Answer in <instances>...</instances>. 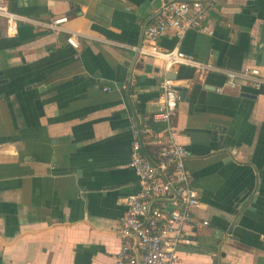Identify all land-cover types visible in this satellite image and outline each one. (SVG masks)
Listing matches in <instances>:
<instances>
[{
	"label": "crops",
	"instance_id": "crops-1",
	"mask_svg": "<svg viewBox=\"0 0 264 264\" xmlns=\"http://www.w3.org/2000/svg\"><path fill=\"white\" fill-rule=\"evenodd\" d=\"M3 1L26 19L11 33L0 17V264H118L126 197L140 190L132 129L166 126L154 116L164 63L129 46L162 0ZM207 25L159 40L214 67L168 73L185 89L172 124L195 216L210 221L177 264H264V85L217 91L223 70L256 66L264 79V0H220ZM143 153L155 160L157 147Z\"/></svg>",
	"mask_w": 264,
	"mask_h": 264
},
{
	"label": "built area",
	"instance_id": "built-area-1",
	"mask_svg": "<svg viewBox=\"0 0 264 264\" xmlns=\"http://www.w3.org/2000/svg\"><path fill=\"white\" fill-rule=\"evenodd\" d=\"M218 3L220 0H162L157 20L146 28V40L129 46L140 56L153 57L164 63L166 75L161 84L162 99L154 116L166 126L159 131L146 123L132 129L128 166L136 171L140 190L126 197L127 209L119 227L122 244L118 264H177L179 247L195 243L193 230L210 225L208 219L195 216L201 203L200 195L192 185L186 166L189 151L178 141L179 133L172 124L180 93L177 81L168 73L180 65L198 71H213L214 67L197 61L179 47L163 49L159 40L168 31L175 32L179 39L191 30L211 33L207 25L208 12ZM0 17L6 19L11 33H16L20 22L26 19L11 11L3 0H0ZM66 20L67 17L56 18L49 26L57 27ZM68 42L78 47L74 35L68 38ZM223 75L225 80L217 88L219 92L242 84L254 89L264 85L260 68L256 66L223 70ZM104 90H110V87ZM145 143L157 147L155 160L144 155ZM158 201L166 206L155 205Z\"/></svg>",
	"mask_w": 264,
	"mask_h": 264
},
{
	"label": "water",
	"instance_id": "water-1",
	"mask_svg": "<svg viewBox=\"0 0 264 264\" xmlns=\"http://www.w3.org/2000/svg\"><path fill=\"white\" fill-rule=\"evenodd\" d=\"M178 90L181 92L180 99H185V89H183L182 87H178ZM246 95L251 96L249 94H246Z\"/></svg>",
	"mask_w": 264,
	"mask_h": 264
}]
</instances>
